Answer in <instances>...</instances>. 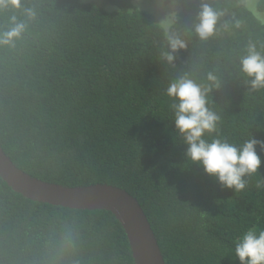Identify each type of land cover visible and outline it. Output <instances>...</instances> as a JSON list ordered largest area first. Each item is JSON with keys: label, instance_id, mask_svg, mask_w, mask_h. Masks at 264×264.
<instances>
[{"label": "trees", "instance_id": "obj_1", "mask_svg": "<svg viewBox=\"0 0 264 264\" xmlns=\"http://www.w3.org/2000/svg\"><path fill=\"white\" fill-rule=\"evenodd\" d=\"M19 0L0 7V146L25 172L66 186L107 183L135 196L166 264H239L233 249L264 229L262 165L246 189L223 188L186 160L174 131L170 83L205 92L212 134L264 140V87L240 60L264 56V0ZM222 13L195 32L201 4ZM30 9L34 15L29 16ZM15 17V20L12 18ZM186 47L170 52L168 36ZM211 74L214 79H209ZM0 264H134L127 236L105 210L30 200L0 178Z\"/></svg>", "mask_w": 264, "mask_h": 264}, {"label": "clouds", "instance_id": "obj_2", "mask_svg": "<svg viewBox=\"0 0 264 264\" xmlns=\"http://www.w3.org/2000/svg\"><path fill=\"white\" fill-rule=\"evenodd\" d=\"M247 2V0H246ZM19 7V0H0V7L8 4ZM29 16L34 15L30 9ZM209 4L202 3L198 13L195 32L201 39L213 35L218 17ZM15 20V17L12 18ZM24 23H17L9 31L0 34V44L11 43L24 30ZM170 52L164 58L171 63L173 52L186 47L184 41L168 36ZM240 71L250 77L253 89L264 87V56L254 45L248 47V54L240 60ZM209 79L214 77L209 75ZM166 94L173 98L171 104L174 131L185 145L184 156L196 164L202 172L215 179L223 188L242 192L246 189V178L258 174L264 154V140L250 135L241 143L213 136L219 117L207 107L205 92L192 80L181 77L169 84ZM258 189L264 188V181H257ZM233 254L239 264H264V229L249 227L236 238Z\"/></svg>", "mask_w": 264, "mask_h": 264}, {"label": "water", "instance_id": "obj_3", "mask_svg": "<svg viewBox=\"0 0 264 264\" xmlns=\"http://www.w3.org/2000/svg\"><path fill=\"white\" fill-rule=\"evenodd\" d=\"M0 178L33 201L111 212L125 231L134 264H166L146 213L137 198L125 189L107 183L66 186L41 180L19 168L1 146Z\"/></svg>", "mask_w": 264, "mask_h": 264}, {"label": "rangeland", "instance_id": "obj_4", "mask_svg": "<svg viewBox=\"0 0 264 264\" xmlns=\"http://www.w3.org/2000/svg\"><path fill=\"white\" fill-rule=\"evenodd\" d=\"M247 3H248V7L253 9L254 3L252 2V0H247Z\"/></svg>", "mask_w": 264, "mask_h": 264}]
</instances>
